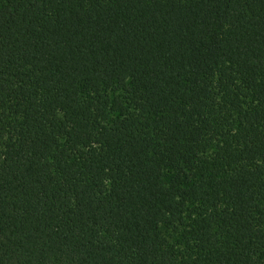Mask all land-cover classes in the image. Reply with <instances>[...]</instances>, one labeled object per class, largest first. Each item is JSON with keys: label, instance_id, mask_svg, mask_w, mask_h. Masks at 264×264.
Instances as JSON below:
<instances>
[{"label": "trees", "instance_id": "trees-1", "mask_svg": "<svg viewBox=\"0 0 264 264\" xmlns=\"http://www.w3.org/2000/svg\"><path fill=\"white\" fill-rule=\"evenodd\" d=\"M0 264H264V0H0Z\"/></svg>", "mask_w": 264, "mask_h": 264}, {"label": "rangeland", "instance_id": "rangeland-1", "mask_svg": "<svg viewBox=\"0 0 264 264\" xmlns=\"http://www.w3.org/2000/svg\"><path fill=\"white\" fill-rule=\"evenodd\" d=\"M162 232L173 244H181L186 235V231L183 228L164 227L162 228Z\"/></svg>", "mask_w": 264, "mask_h": 264}]
</instances>
